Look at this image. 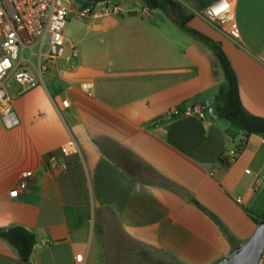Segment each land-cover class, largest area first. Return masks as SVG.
I'll return each mask as SVG.
<instances>
[{"label": "crops", "instance_id": "obj_1", "mask_svg": "<svg viewBox=\"0 0 264 264\" xmlns=\"http://www.w3.org/2000/svg\"><path fill=\"white\" fill-rule=\"evenodd\" d=\"M70 1L64 36L78 58L58 61L33 87L7 86L19 124L6 128L0 113V230L22 226L37 236L31 264L220 263L264 213V137L251 135L235 155L242 131L210 115L223 79L217 58L178 35L163 11L110 0L120 15L83 19L107 41L93 59L119 62L122 71L111 73L80 57L68 37L86 6ZM174 1L191 28L221 44L244 108L264 118V0H236L237 41L208 18L217 0ZM115 75L131 81L101 83ZM194 106L206 108L204 119L169 115ZM0 264H19L2 238Z\"/></svg>", "mask_w": 264, "mask_h": 264}, {"label": "built area", "instance_id": "obj_2", "mask_svg": "<svg viewBox=\"0 0 264 264\" xmlns=\"http://www.w3.org/2000/svg\"><path fill=\"white\" fill-rule=\"evenodd\" d=\"M236 0H217L207 10L209 20L220 28L227 27L234 40L240 39L238 23L233 17ZM100 7V13L96 12ZM123 12L121 6L110 1L98 2L95 6L86 5L78 10V17L118 16ZM70 0H0V113L6 128L19 124L12 106V98L7 93L10 82L33 87L43 78L58 61L76 60L79 52L66 43L64 30L72 16ZM28 52L29 57L25 53ZM83 91L89 85H81ZM62 105L69 107L64 100ZM206 108L194 106L186 109H174L171 117L196 115L204 119ZM264 144V138H263ZM25 179L17 186L24 190Z\"/></svg>", "mask_w": 264, "mask_h": 264}, {"label": "trees", "instance_id": "obj_3", "mask_svg": "<svg viewBox=\"0 0 264 264\" xmlns=\"http://www.w3.org/2000/svg\"><path fill=\"white\" fill-rule=\"evenodd\" d=\"M86 5L95 6L98 2L110 0H84ZM149 9L161 10L183 32L197 41L206 44L217 58V66L221 69L223 79H217L218 92L214 106L218 117L238 127L244 136L243 143L236 148L235 155L242 151L248 138L255 134L264 137V118L256 117L246 111L240 97L239 83L231 62L220 43L212 40L201 32L191 28L188 24L192 16L186 14L182 5L174 0H142ZM215 76L218 74L215 69ZM228 167L229 162L222 160ZM253 220L259 224L264 221V213ZM0 238L11 244L19 254V264H31V256L38 243L37 236L22 226H14L0 230Z\"/></svg>", "mask_w": 264, "mask_h": 264}, {"label": "rangeland", "instance_id": "obj_4", "mask_svg": "<svg viewBox=\"0 0 264 264\" xmlns=\"http://www.w3.org/2000/svg\"><path fill=\"white\" fill-rule=\"evenodd\" d=\"M96 12L100 13V7H96ZM100 17V16H98ZM97 18V17H95ZM87 21L83 19L75 18L72 20L71 25L68 27L67 35L70 39L75 41L80 50V57L82 56L84 59L87 58L91 62V64H97L100 67H103L105 70L111 73H120L122 71L118 61H106L97 63L93 56H95L94 52H99L103 54L106 50V38L104 35L97 34L93 32L91 29L87 28ZM176 33L185 37L191 41H195L191 36L183 32L179 27L175 26ZM26 57H29L28 52L25 53ZM81 61V58H80ZM75 66V63L73 64ZM72 70V69H69ZM127 81H131L130 78L126 79L125 77H121L119 75L111 76L109 78H104L101 80L104 86H115L119 88L121 83H125ZM154 259L160 262L161 264H171L168 260L163 259L162 257L154 256Z\"/></svg>", "mask_w": 264, "mask_h": 264}, {"label": "water", "instance_id": "obj_5", "mask_svg": "<svg viewBox=\"0 0 264 264\" xmlns=\"http://www.w3.org/2000/svg\"><path fill=\"white\" fill-rule=\"evenodd\" d=\"M210 115L217 119L214 108H210ZM264 254V221H261L253 234L246 242L238 245L233 252L218 264H260Z\"/></svg>", "mask_w": 264, "mask_h": 264}]
</instances>
